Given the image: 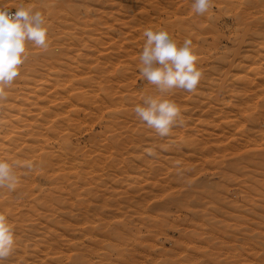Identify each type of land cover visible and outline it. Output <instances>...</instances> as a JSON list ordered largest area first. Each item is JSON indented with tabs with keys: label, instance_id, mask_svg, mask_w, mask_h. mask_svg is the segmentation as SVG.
Segmentation results:
<instances>
[{
	"label": "rangeland",
	"instance_id": "obj_1",
	"mask_svg": "<svg viewBox=\"0 0 264 264\" xmlns=\"http://www.w3.org/2000/svg\"><path fill=\"white\" fill-rule=\"evenodd\" d=\"M193 2L0 0L48 30L0 102L18 178L0 188L16 240L3 264H264V0ZM147 28L191 39L203 73L164 94L183 121L167 137L134 113L160 95L139 73Z\"/></svg>",
	"mask_w": 264,
	"mask_h": 264
},
{
	"label": "clouds",
	"instance_id": "obj_2",
	"mask_svg": "<svg viewBox=\"0 0 264 264\" xmlns=\"http://www.w3.org/2000/svg\"><path fill=\"white\" fill-rule=\"evenodd\" d=\"M213 7V0H194L192 9L197 15H204ZM9 7L0 6V102L6 101L7 91L20 75V66L26 59L27 45L31 42L39 48H48V30L40 11L31 6L17 7L10 14ZM147 38L139 55L140 75L154 85L159 96L147 95L143 103L134 108L136 117L154 129L161 137H167L174 126L183 121L180 107L164 94L173 89L195 92L202 78L197 65V56L191 39L178 44L162 29H145ZM149 156L154 151L147 149ZM14 165L0 160V188L13 190L17 184ZM15 230L9 219L0 213V264H3L15 250Z\"/></svg>",
	"mask_w": 264,
	"mask_h": 264
},
{
	"label": "bare ground",
	"instance_id": "obj_3",
	"mask_svg": "<svg viewBox=\"0 0 264 264\" xmlns=\"http://www.w3.org/2000/svg\"><path fill=\"white\" fill-rule=\"evenodd\" d=\"M244 28V27H243ZM257 31V30H256ZM193 36V35H192ZM251 37V36H250ZM253 42V41H252ZM261 43V42H260ZM255 48V47H254ZM257 50V49H256ZM259 50V49H258ZM258 52V51H257ZM261 52V51H260ZM246 53V52H245ZM263 55V54H262ZM252 59H254V58H252ZM258 60V59H257ZM261 60V59H260ZM231 61V60H230ZM243 63V62H242ZM239 64H240V62H239ZM254 64V63H253ZM236 65V64H235ZM248 67V66H247ZM256 67V66H255ZM258 67V66H257ZM258 69V68H257ZM255 71V70H254ZM257 72V71H256ZM124 78V77H123ZM253 80V79H252ZM253 82V81H252ZM264 83V82H263ZM262 83V84H263ZM256 84V83H255ZM181 92V91H180ZM159 95V94H158ZM127 101H129V100H127ZM190 102V101H189ZM123 104V103H122ZM120 107V106H119ZM127 107V106H126ZM198 109V108H197ZM128 112V111H127ZM121 120V119H120ZM127 121V120H126ZM127 124H128V121H127ZM129 127V126H128ZM115 140V139H114ZM184 144V143H183ZM194 144V143H193ZM229 144V143H228ZM117 146V145H116ZM232 146V145H231ZM239 148V147H238ZM69 149V148H68ZM181 149V148H180ZM70 151V150H69ZM175 151V150H174ZM181 151V150H180ZM208 151V150H207ZM193 153V152H192ZM202 153V152H201ZM205 153V152H204ZM198 159V158H197ZM214 160V159H213ZM192 161V160H191ZM207 161V160H206ZM194 162V161H193ZM194 165V164H193ZM177 167V166H176ZM191 167V166H190ZM217 167V166H216ZM189 169V168H188ZM195 169V168H194ZM193 170V169H192ZM198 171V170H197ZM170 172V171H169ZM173 172H175V171H173ZM194 171H192V173H193ZM178 173V172H177ZM170 174H172V172L170 173ZM185 175V174H184ZM178 176V175H177ZM187 177V176H186ZM177 178H179V177H177ZM171 179V178H170ZM169 179V180H170ZM176 179V178H175ZM183 179V178H182ZM165 179H163V181H164ZM181 180V179H180ZM208 180V179H207ZM176 181V180H175ZM178 182H180V181H177V183ZM196 183H198V182H196ZM204 183V182H203ZM171 184V183H170ZM195 184V183H194ZM167 186V185H166ZM164 188V187H163ZM177 188V187H176ZM183 188V187H182ZM83 189V188H82ZM159 189V188H158ZM167 189V188H166ZM169 189V188H168ZM171 189V188H170ZM75 190V189H74ZM160 190V189H159ZM162 191V190H161ZM167 191V190H166ZM185 191V190H184ZM77 192V191H76ZM179 193V192H178ZM207 193V192H206ZM77 194V193H76ZM171 194V193H170ZM173 194V193H172ZM209 194V193H208ZM181 195H182V193H181ZM185 195V194H184ZM192 196V195H191ZM201 196V195H200ZM209 196V195H208ZM173 197V196H172ZM190 197V196H189ZM182 198V197H181ZM180 198V199H181ZM190 198H192V197H190ZM204 198V197H203ZM178 199V198H177ZM199 199V198H198ZM201 199V198H200ZM213 199V198H212ZM197 200V199H196ZM202 200V199H201ZM205 200V199H204ZM207 200V199H206ZM162 202V201H161ZM156 204V203H155ZM160 205H161V203H159ZM158 204V205H159ZM165 205H166V203H165ZM155 207V206H154ZM174 207V206H173ZM196 207V206H195ZM205 207V206H204ZM88 208V207H87ZM170 208V207H169ZM204 209V208H203ZM208 211V210H207ZM217 212V211H216ZM201 213V212H200ZM194 214V213H193ZM204 214V213H203ZM206 214H207V212H206ZM210 215V214H209ZM208 215V216H209ZM213 215V214H212ZM202 216V215H201ZM216 217V216H215ZM199 218V217H198ZM197 219V218H196ZM195 220V219H194ZM145 224V223H144ZM204 225V224H203ZM207 226V225H206ZM212 230V229H211ZM209 231V230H208Z\"/></svg>",
	"mask_w": 264,
	"mask_h": 264
},
{
	"label": "built area",
	"instance_id": "obj_4",
	"mask_svg": "<svg viewBox=\"0 0 264 264\" xmlns=\"http://www.w3.org/2000/svg\"><path fill=\"white\" fill-rule=\"evenodd\" d=\"M10 14H15V12H10Z\"/></svg>",
	"mask_w": 264,
	"mask_h": 264
}]
</instances>
